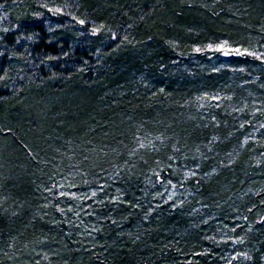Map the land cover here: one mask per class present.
<instances>
[{
  "label": "rangeland",
  "instance_id": "rangeland-1",
  "mask_svg": "<svg viewBox=\"0 0 264 264\" xmlns=\"http://www.w3.org/2000/svg\"><path fill=\"white\" fill-rule=\"evenodd\" d=\"M28 22L71 36L43 57L16 48L25 70L10 78L15 102L26 99L21 91L29 85H46L37 69L75 65L72 39L100 30L115 39L123 26L131 60L119 61L120 79L100 81L103 95L121 112L126 100L156 119L127 118L129 140L122 143L120 127L114 148L107 125H120L116 114L90 117L74 138L62 135L60 121L47 130L53 149L36 164L48 162L40 175L51 170L33 184L31 221L6 220L11 237L0 239V264H112L117 254L108 252L120 240L147 264H264V0L0 3V32L14 25L28 42L32 35L17 25ZM169 78L174 85L161 86ZM55 115L47 119L64 113ZM139 169L145 171L134 178ZM234 180L238 188L248 182L257 196L246 207Z\"/></svg>",
  "mask_w": 264,
  "mask_h": 264
},
{
  "label": "trees",
  "instance_id": "trees-1",
  "mask_svg": "<svg viewBox=\"0 0 264 264\" xmlns=\"http://www.w3.org/2000/svg\"><path fill=\"white\" fill-rule=\"evenodd\" d=\"M11 1L13 0H0V3ZM180 18L184 17L181 15ZM54 19L55 17L51 18V20ZM17 25L23 31L27 30L32 35L28 42L22 39L26 36L18 35L19 29H13L14 25L10 29L0 32V126H6L5 128H7L6 130H0L1 240L11 237V229L7 221L14 222L15 219L20 221L19 217L25 214L26 220L20 222L17 220L15 224H26V221L28 223L31 221L33 216L31 207V199L34 196L33 184L38 178L37 176H43L51 170H45V174L40 175L39 167L42 165L47 166L48 162L36 163L41 159L39 153L45 152V149H53L54 135L51 136L50 133L46 132L47 130H54L58 121L61 122V127H67L66 129L61 128L62 135L74 138L73 133L82 134V130L78 128H81L90 117L97 115L100 119H105L116 114L120 118V125L115 126L111 123L112 120H109L107 125L113 139V142L111 141L109 144H113L111 147L114 148L117 137L123 138L120 136V127L126 132L122 143L129 140L127 118L132 116L133 118L156 119L155 115L149 112L148 107H141L140 103L130 106L126 100L121 103V112L119 107L112 102L113 97L109 99L103 95L105 86L100 81L120 79L121 76L118 74L119 61L122 56L127 62L131 60L129 53L123 52L126 39L131 37L129 33L126 34L125 31L128 30H124L123 26L114 29L117 33L115 39L110 38V32L101 30L88 39H72L75 45L73 49L72 47L70 49L75 65L64 68L61 67L62 65H58L37 69V73L44 74L47 81L46 85H42L41 82L40 84L29 85L25 92L21 91V95L27 96L26 99L15 102L18 96H15L14 90L9 87L10 78H18L25 70V65L16 63V56L19 54L14 52H19L16 48L25 45L26 48H31L35 55L43 57L60 50L58 49L59 42L64 41L59 39L60 37L71 36L70 32L62 28H52L48 31L43 29L41 25L30 22L23 25L17 23ZM77 42L79 43L76 44ZM66 50L68 51L67 48ZM124 66L127 70L132 67V65ZM127 73L128 71L122 76H126ZM160 82L161 86L166 83L167 89L174 85L171 78L167 82L164 79ZM113 85L114 83L110 86ZM45 87L48 94L44 90ZM164 96L168 95L165 93ZM159 108L168 109L166 104H161ZM43 112H47L49 115H44ZM59 113H64L62 117L57 115L59 120L49 121L47 119L49 116ZM157 118H159V129L164 128L166 115L162 114ZM30 153H34V155L32 156ZM48 155H45V157ZM115 156L117 157L118 153ZM144 171L141 172V169H139L136 173H133L134 178ZM53 176L54 172L48 175V178L45 179L46 183L52 182L50 178H53ZM224 183L229 184L230 182L226 181ZM238 184L239 181L234 180L233 189L238 195L245 196L246 201H241V203L246 207L247 202L254 200L257 196L249 191L251 187H247L248 182H244L239 188ZM238 208L242 209L240 202ZM173 219L174 217H170L169 224L170 220L173 221ZM115 245V250L108 252L109 256L112 252L117 254V259H112V264H147L148 260L145 257L143 258L142 255L136 254L134 246H123L121 240L115 242Z\"/></svg>",
  "mask_w": 264,
  "mask_h": 264
}]
</instances>
